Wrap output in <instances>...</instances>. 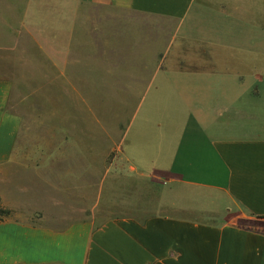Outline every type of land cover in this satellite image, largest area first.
I'll list each match as a JSON object with an SVG mask.
<instances>
[{"label":"crops","instance_id":"0c3cea01","mask_svg":"<svg viewBox=\"0 0 264 264\" xmlns=\"http://www.w3.org/2000/svg\"><path fill=\"white\" fill-rule=\"evenodd\" d=\"M79 2L1 0L0 30L28 34L73 67H120L88 79L140 95L111 148L160 196L151 212L58 228L0 219V264H264V0ZM10 94L0 78V190L22 126ZM85 143L101 149L96 133Z\"/></svg>","mask_w":264,"mask_h":264},{"label":"rangeland","instance_id":"374dc122","mask_svg":"<svg viewBox=\"0 0 264 264\" xmlns=\"http://www.w3.org/2000/svg\"><path fill=\"white\" fill-rule=\"evenodd\" d=\"M47 1L40 0L42 6ZM85 3L88 0L77 4ZM22 34L18 38L13 30H0V78L11 83L7 108L22 120L14 164L0 190L6 198L0 197V208L11 215L0 219L58 228L95 214H133L145 206L151 212L154 207L147 205L158 201V191L147 179L130 173L114 158L118 150L111 148L134 118L140 95L93 84V79L111 80L120 67L88 58L73 67ZM122 42L126 46L128 41ZM79 79L80 84L75 82ZM79 89L84 92L75 91ZM259 102L264 106V99ZM94 133L100 136V150L85 147L86 137ZM97 156L100 165L93 164Z\"/></svg>","mask_w":264,"mask_h":264},{"label":"trees","instance_id":"16d2710c","mask_svg":"<svg viewBox=\"0 0 264 264\" xmlns=\"http://www.w3.org/2000/svg\"><path fill=\"white\" fill-rule=\"evenodd\" d=\"M11 215V211L7 209H1L0 208V216L1 217H9Z\"/></svg>","mask_w":264,"mask_h":264}]
</instances>
